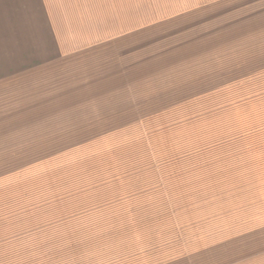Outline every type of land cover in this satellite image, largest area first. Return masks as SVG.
<instances>
[{
    "label": "rangeland",
    "instance_id": "374dc122",
    "mask_svg": "<svg viewBox=\"0 0 264 264\" xmlns=\"http://www.w3.org/2000/svg\"><path fill=\"white\" fill-rule=\"evenodd\" d=\"M60 56L0 52V264H264V0H49Z\"/></svg>",
    "mask_w": 264,
    "mask_h": 264
},
{
    "label": "crops",
    "instance_id": "0c3cea01",
    "mask_svg": "<svg viewBox=\"0 0 264 264\" xmlns=\"http://www.w3.org/2000/svg\"><path fill=\"white\" fill-rule=\"evenodd\" d=\"M49 0H0V52L20 74L57 59Z\"/></svg>",
    "mask_w": 264,
    "mask_h": 264
}]
</instances>
